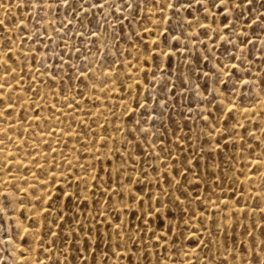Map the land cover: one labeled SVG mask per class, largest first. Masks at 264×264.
I'll return each mask as SVG.
<instances>
[{"label": "snow or ice", "instance_id": "6c2138e0", "mask_svg": "<svg viewBox=\"0 0 264 264\" xmlns=\"http://www.w3.org/2000/svg\"><path fill=\"white\" fill-rule=\"evenodd\" d=\"M7 0H0V7H4ZM26 8L36 11L37 14L41 11L44 15L40 19L51 25V21L47 20V15L54 7L56 9H64L66 15L63 20L60 21L62 28H68V31H73L69 28L72 25L73 20L77 21L79 27L75 29V33L82 38V42L85 44V49L82 50L79 47L74 49L79 53L78 60H83V66L72 62L71 56L66 61L64 56L60 53H55L59 56L61 64H67L69 72L76 76L77 80L81 82L87 80L88 83L85 87L90 89L94 94L102 93L108 98H112V94L117 91L116 85L119 84V91L123 93L120 96L123 101V111L117 117L121 120L120 124L114 125L113 131L123 137V145H127L132 140L143 139L141 143L148 144L149 147L155 149L157 147V141L152 139L157 136L159 129L156 128L155 121L162 119L163 112L156 114V109L152 108L150 112L148 97L146 96L143 101L139 99V96L132 95L133 84H135L137 90L140 88V80L133 79L131 73L125 72L126 80H133V83H126V80L120 78L119 72L114 71L115 68H123L124 63L117 64V60L127 50H121L118 44L110 45L108 41V27L111 26V40L116 41V25H111V20L115 19L117 24L121 26L123 30L124 21H128L129 26L133 22L140 24L139 31L134 34L139 38L138 42L134 43L133 47L136 49V55L132 57V53L127 51V66L133 67V63L137 65L136 71L140 72L141 61L144 66V82L151 85L153 90L159 87V95L152 98V102L159 106L161 109H165L169 106V102L175 100L177 97V85L176 82L170 79L169 72L172 69L173 58L177 57V53H180V57L177 61L176 71L179 74L178 79L180 81V88L187 92H195V95L200 101L205 103L203 111L207 115H200V119L204 121V127L201 128L196 134L195 138L200 140L207 137V142L211 146L213 138L220 137L227 143H235L233 137L238 138L242 142H245V136L250 137L251 140L246 142L247 149L250 157L253 160L250 162L249 170L253 171L255 176H260L264 179V137L257 136L255 131H250L247 125L241 123L239 119H236L234 113L240 112L243 109V115L248 120L249 124H253L257 131L264 133V120L253 122L251 116L248 115L249 109L252 108V116L256 115L255 105L264 104V0H21V3L17 4V8ZM195 10V11H193ZM203 11V19L195 13ZM187 12V16L182 13ZM145 13L146 15H141ZM7 15V13H6ZM69 16L71 19H69ZM93 17H99V20L94 21ZM192 17V19H189ZM23 17H21V20ZM219 19V24H217ZM147 20L148 24L141 23ZM210 20V22H209ZM40 20L36 21L37 32L39 28ZM98 25V26H96ZM151 25V26H148ZM14 29L19 30V43L23 45L25 38L23 32L28 30L26 23H21L20 20H14L9 22L6 19H0V69L3 71V75H0V79H3L5 83H0V90H4L8 85V90L11 92L13 89L8 83V76L13 78L19 84L23 79V76H15L17 68L20 73L24 72V66L20 64L21 57L16 54L20 50L15 48L16 41L13 39ZM179 29V31H177ZM188 29H198L189 31ZM103 30V31H102ZM46 32V29L44 30ZM53 31L59 32V29L53 27ZM87 34L91 39V46H88V41L83 38ZM145 34L151 36L152 39H146ZM102 36L104 39H102ZM206 37L207 39H202ZM52 39V37H49ZM62 41L67 45V32L61 37ZM195 41L203 46V52L198 49L194 51ZM143 45V47H141ZM191 45V46H190ZM226 45L231 46L225 47ZM95 47L96 52L92 54V48ZM112 47H116V51H112ZM217 47H223L224 52L228 53L226 60L221 61L216 55ZM253 49L260 53L258 57H253ZM73 49H69L72 51ZM188 53V55H185ZM31 54V63L36 62V55L32 53V49H29L23 55L25 59ZM11 61L12 63H9ZM202 61H207L211 64V67L207 71L197 73L192 64L195 63L199 67ZM259 63L261 67L256 72L252 71V65ZM15 64L16 68L12 65ZM102 66V67H101ZM155 66L161 75L157 77L156 71H152L151 79L148 77V69ZM41 67L46 70L50 69L51 65L48 63V57L45 56L41 59ZM100 68L99 74H97V68ZM188 71H183V69ZM104 69H108L105 71ZM39 70V69H38ZM63 72V68L60 70ZM68 75L69 80L72 79V75ZM49 79L55 81L57 76L47 72ZM196 76V83L192 84V76ZM61 81L63 76L60 77ZM200 79L211 81V88L206 83L201 91ZM157 81L159 84L157 85ZM44 83V81H41ZM218 86H222V89ZM35 90V89H32ZM242 90L255 91L256 98L249 105H237L234 97L237 93L243 95ZM208 93V95H205ZM77 94L84 98V93L77 91ZM55 95V94H54ZM180 99L184 97V92L179 93ZM209 96L211 99H209ZM219 99V107L213 102ZM40 99H44L43 96ZM99 99V96L96 97ZM7 100V103L5 101ZM131 101V103H129ZM35 103V102H34ZM0 104L4 105L3 111H0V116H3L5 120L12 115L13 100L12 96L7 97L0 96ZM134 105V106H133ZM212 105V107H209ZM73 110L80 107L79 103L75 100V97H71L66 105ZM52 109L56 110V105H51ZM108 107V105H105ZM120 105H113V115L116 113L115 108ZM215 112L218 113L214 115ZM138 109H142L139 117L133 119L134 114ZM63 114L62 109L58 110ZM261 115L264 116V109H261ZM148 112V115H145ZM91 118H95L100 115H105L103 112H92L91 109L88 113ZM39 113L37 112V117ZM125 117L127 120H125ZM107 121V116L105 115ZM229 121H232L229 123ZM129 125H131L129 127ZM150 125V126H146ZM105 132H108L107 124L100 125ZM155 129V130H154ZM243 129V133L240 131ZM91 124L82 122V129L77 136H88L91 131ZM191 131V130H190ZM71 134V129H69ZM131 137L132 140L128 138ZM188 137H181V139H187ZM7 139H10L8 137ZM115 137L109 132L104 136H93L90 140L83 143V148L87 149L91 145L93 152L89 159L91 164L92 175L89 173L87 176L82 175L79 171H72L70 176L72 179H65L67 188L72 187L73 181H75L77 191H68L67 188L59 190V194L53 196L52 190L49 185L56 186L55 168L56 165L47 167L46 164L39 163L36 157L33 159L36 161L35 167L39 169V174L36 171H32L31 175L35 177V182H31L27 175H23L21 179L24 182V186H20L12 181H4L5 185H10L11 191L0 192V228L4 229L5 239L3 243L13 245V227L22 229L24 234L32 231L31 227H24L23 222L20 221V216L25 211L24 207L25 198L36 205H39V210L35 213V216L42 217L45 221L47 217L52 214L53 205L59 204L63 199L66 203L63 208H58V217L61 221H68V233L79 238L80 233L85 232L86 227L88 231L85 235V244L87 248L88 242L92 239L91 231L96 228V224L93 223L89 227L86 220H82L80 214L77 213L74 208L68 206L72 204L73 198H77L76 206L83 201L87 206V196L80 194V183L83 182L87 185L89 179L92 181L93 197L96 195V191L102 192L107 199L100 201L103 205H108L111 209L109 211L105 208L102 211H97L93 216L88 213V218L92 221L101 222L107 226L108 231L104 233L108 237L109 247H111L113 237H115V247L112 248V255L123 258L129 251V246L137 251L134 253L139 255V251L144 249V246L140 243L145 240V236L151 232V237H154L157 245L160 241H168L169 236L173 234V225L178 229L179 235L175 236L171 241V245H176V240L184 236L185 231H190L193 236L196 233H200V229L204 232H208L207 242L203 233L198 238V244L202 249L207 248L209 251L205 253V260L201 261L199 256H196L195 260H189L188 264H216L217 256L210 255L211 247L217 246V254L219 256L218 264H230L229 257L231 256V264H264V230L260 231L259 238L253 233L254 228L260 227L264 229V223L256 224L252 223L251 226L239 223V215L243 214L247 218V210L244 207H234L229 199H217L212 200L211 197L203 198L199 194L197 196L189 198L187 189L176 177H172L169 181V173L167 171L159 173L158 176L149 178L147 170L142 166L137 168V159L139 156H133L131 152L125 147L122 152L120 148L110 147L109 141H114ZM252 140L256 141L255 146L252 144ZM4 141L0 140V144ZM259 148L260 152L256 149ZM75 150V149H74ZM107 150L103 157L102 151ZM220 150V139H216L215 146L211 147V151ZM51 151L55 152V149ZM125 152H127V158H125ZM108 153L114 154L117 157L118 162H113L111 156ZM171 157V148L168 144L164 143V137H161L159 142V151H153L152 153H146L153 156L157 160H162L164 154ZM203 153V146H201V154ZM17 154H9L14 159ZM46 155V154H45ZM68 163L69 169L74 166L72 161L65 158ZM102 160L107 161V168L103 166ZM131 161V164H129ZM187 165L185 171L180 173L181 176L186 177L187 172H192L191 167L193 161L186 158ZM164 162L165 168L169 165ZM21 166V161H17ZM97 163H101L99 171H97ZM197 167H199V161H196ZM255 168H252V165ZM8 175L13 176L11 170V164L8 159L5 160L3 165ZM75 167L82 168L85 173H88V166L85 164H77ZM130 167L131 172L139 170L140 176L133 177L131 173L124 178L126 168ZM209 165H205V169ZM211 167H215V162L211 163ZM154 172L158 171V168H153ZM113 172L116 173V179H113ZM100 173H104L107 177V181L100 185H97L95 181L101 179ZM51 175L52 179L49 180L48 176ZM193 175L197 173L193 172ZM240 175H245L243 171ZM163 177L164 181L168 183L169 187L165 188L160 177ZM13 179L15 177L13 176ZM251 177L245 175V180H251ZM153 181H155V190L153 187ZM188 182V181H185ZM235 183L243 184L244 181L239 179V176L235 177ZM254 183V181H252ZM113 184L116 186L113 187ZM143 184V187L137 188L136 185ZM231 187V185H230ZM171 189V190H170ZM87 191V188L85 189ZM242 191V190H241ZM23 193L24 195H19ZM183 197V198H182ZM119 198V199H117ZM207 199V203H205ZM255 206L252 208L253 215L258 211L261 214V221L264 222V184L260 186V190L255 193ZM97 203V201H93ZM193 203L197 204L196 208L191 207ZM236 205L240 204V200L236 199ZM248 202L245 201V204ZM215 205L216 207L210 212L209 207ZM222 205V207L220 206ZM68 211H65V209ZM71 212V216L68 215ZM11 213V215H9ZM19 213V215H17ZM115 213V215H113ZM112 216V219H108ZM98 218H103L99 220ZM130 218V219H129ZM167 219V232L157 234V229L152 227V224L156 221H161L158 227L163 226V221ZM12 220V225H8V221ZM131 220H135L136 224H132ZM73 221L78 222V226H74ZM211 221V226H209ZM195 222V226H194ZM181 224L184 227H181ZM5 225H8L5 227ZM63 228V223L57 225ZM243 228V234L251 237L250 245L244 247L240 253L235 251V239L233 240V247L229 249L227 246V235L230 229L236 227ZM37 231H39L40 225L37 221ZM221 230H223L221 232ZM50 236H60V233L55 231H49ZM223 235L225 237L223 249L224 252L220 255L219 238ZM215 237V239L213 238ZM22 238V237H21ZM192 237H185V239H191ZM43 235L40 236L41 243L43 242ZM55 241H51L54 244ZM243 244V241H241ZM51 245H49L50 247ZM123 250L118 252V250ZM31 250V249H30ZM44 249L41 248L40 251ZM168 249L165 248V251ZM146 251V249H145ZM4 252L7 256L13 258V264H17L15 261L16 250L13 248L11 251L8 247L4 248ZM21 255H25L21 250ZM102 261L96 262V264H108V253L104 252ZM159 256L160 254L157 253ZM189 255V253H185ZM192 255H196L195 252ZM0 264H7L6 260L0 259ZM39 264V262H38ZM54 264H59V261H54ZM131 264V261H130ZM146 264H151V261H147ZM157 264H166L163 260H158ZM180 264H185L181 260Z\"/></svg>", "mask_w": 264, "mask_h": 264}, {"label": "rangeland", "instance_id": "374dc122", "mask_svg": "<svg viewBox=\"0 0 264 264\" xmlns=\"http://www.w3.org/2000/svg\"><path fill=\"white\" fill-rule=\"evenodd\" d=\"M21 3V0H7L4 7H0V19H6L10 23L14 20H20L21 23H26L28 25V30L23 32L25 42L23 45L19 43V35L17 34L19 30L14 29L12 35L13 39L16 41L14 45L15 48L20 51L16 54L20 55L21 60L20 64L24 66V72L21 74L19 68H17L14 73L15 76H23V79L18 84L13 76H8V83L12 87V91L8 90V85L5 86L4 90H0V96H12L13 100V110L12 115L8 117L7 120L3 116H0V140H3L4 143L0 144V192L11 191L10 185H5L4 181H12L17 183L20 186H24V182L21 179L23 175H27L31 182H35V177H32L31 172L36 171L39 174V169L35 167L36 161L33 157H36V160L41 164H46L47 167L56 165L55 176H56V186L49 185L52 190L53 196L59 194V190L67 188L65 184V179H72L70 173L72 171H79L82 175L87 176L89 173H92L91 164L89 159L85 157H90V154L93 152L91 145L87 149L83 148V143L87 140H90L93 136H104L109 132L115 137L114 141H109L110 147L120 148L123 152L125 147L133 156H139L137 159V168L141 166L147 170L149 178L158 176L159 173L167 171L169 173V181L172 177L180 180L184 187L187 189L189 198L197 196L207 198L211 197L212 200L219 199H229L234 207H244L247 210V218L243 214L239 215V223H243L251 226L253 222L256 224L264 223L261 221L260 212H256L253 215L252 208L255 206V193L260 190V186L264 184V179L260 176H255L253 171L249 170L250 162L253 160V157L249 156L247 144L248 140H251L250 137L245 136V142H242L233 137L235 143H227L220 137L213 138L211 146L207 142V137H204L200 140L195 138V134L204 127V121L200 119V115H207L203 111L205 103L200 101L199 98L195 95V92H187L184 89L180 88V81L177 78L178 73L176 71L177 61L180 57V53H177V57L173 58L172 69L169 72L170 79L176 82L177 85V97L175 100L169 102V106L165 109L159 108L158 105L152 102V98L159 95V87H156L154 90L151 85L144 82V66L141 61L140 72L136 71L137 65L133 63V67L129 68L127 66V59H131L136 55V49L133 47L134 43L138 42L139 38L134 34L139 31L140 24L133 22L129 26L128 21H124L123 30L121 26L117 24L115 19L111 20V25H116V41L111 40L112 28L108 27V41L110 45L118 44L119 48L123 50L130 51L132 57H127V51L123 56L117 60V64L121 62L124 63L123 68H115L114 71L119 72L120 78L126 80L125 72L131 73L133 79L140 80V88L137 90L135 84H133L132 95L139 96V99L143 101L145 97H148L149 109H156V114L163 112L162 119L155 121L156 128L159 129L157 136L152 139L157 141V147L155 149L149 147L148 144L141 143L140 141L143 137H140L139 140H132L129 137V140H132L131 143L123 145V137L112 129L114 125L120 124L121 120L117 117L123 111V101H121L120 96L123 95L119 91V84L116 85L117 91L112 94V98L106 99L102 93H93L90 89L85 87V84L88 83L87 80L81 82L76 79L74 74H71L68 69L67 64H61L59 56H56L55 53H60L64 56V59L67 61L69 56H71L72 62L83 66V60H78L77 56L79 53L75 52L76 47L85 49V44L82 42V38L75 33V29L79 27L77 21L73 20L72 25H69V28H72L73 31H68V28H62L60 21L64 19L66 12L64 9H56L55 7L48 12L47 20L51 21V25L47 24L45 20L40 19L44 15V12L41 11L39 15L36 11L26 8H17V4ZM195 11V10H193ZM7 13V15H6ZM203 19V11L200 13H195ZM141 15H146L142 13ZM182 15L187 16V12L182 13ZM21 17L23 19L21 20ZM40 20L39 28L40 31L37 32L36 21ZM69 19L71 17L69 16ZM99 17H93V20H99ZM192 19V17H189ZM210 22V20H209ZM143 24H148L147 20L142 21ZM217 24H219V19H217ZM98 26V25H96ZM151 26V25H148ZM53 27L59 29V32L53 31ZM46 29V32L44 31ZM189 31L198 30V29H188ZM103 31V30H102ZM179 31V29H177ZM67 32V45L62 41L61 37L64 33ZM52 37V39H49ZM146 39H152L151 36L145 34ZM88 41V46H91V39L85 35L83 38ZM102 39L104 37L102 36ZM202 39H207L202 37ZM195 46L194 51L198 49L200 52H203V46L195 41L192 42ZM191 46V45H190ZM143 47V45H141ZM225 47H231L226 45ZM29 49H32V53L36 55V62L31 63V54L27 59L24 57V53ZM69 49H73L69 51ZM112 51H116V47H112ZM96 52L95 47L92 48V54ZM188 55V53H185ZM216 55L220 58L221 61L226 60L228 53L224 52L223 47H217ZM260 55L255 49H253V57H258ZM48 57V63L51 65L50 69L46 70L41 67V59L43 57ZM127 57V59H126ZM9 63H12L9 61ZM16 68V65H12ZM102 67V66H101ZM211 67V64L207 61H202L199 67L195 63L192 64V68L196 70L197 73L202 71H207ZM252 71L256 72L261 65L259 63L251 66ZM63 68V72H61ZM39 69V70H38ZM107 71L108 69H104ZM50 71L57 76L55 81L49 79L47 72ZM100 68H97V74H99ZM152 71H156L157 77L161 73L155 69V66H152L148 69V77L151 79ZM183 71H188L186 68ZM69 73L72 75V79L69 80ZM0 75H3L2 69H0ZM63 76L61 81L60 77ZM44 81V83H41ZM0 83H5L3 79H0ZM126 83H133V80H126ZM196 83V76H192V84ZM208 84L211 88V81H206L205 79H200L199 84L201 85V91L203 86ZM159 81H157V85ZM222 89V86H218ZM35 89V90H32ZM77 91L84 93V98L82 99L80 95L77 94ZM241 93H237L234 97L235 103L237 105H249L256 98L255 91L242 90ZM184 92V97L181 100L179 93ZM55 94V95H54ZM208 95V93H205ZM43 96L44 99H40ZM75 97V100L79 103L80 107L73 110L66 105L68 100L71 97ZM99 96V99L96 97ZM209 99L211 97L209 96ZM219 99L213 103L219 107ZM264 99V97H261ZM35 102V103H34ZM7 103V100L5 101ZM131 103V101H129ZM56 105V110L52 109L51 105ZM108 105V107H105ZM120 105L114 109L116 115H113V109L111 106ZM134 106V105H133ZM212 107V105H209ZM256 115L252 116V108L249 109L248 115L251 116L253 122L264 120V116L261 115V109H264V104H256L255 106ZM4 105L0 104V111H3ZM63 111L61 114L60 111ZM91 109L93 113L100 111L107 116V121L105 120V115H100L95 118H91L88 113V110ZM144 111L138 109L134 114L133 119L140 116V113ZM37 112L39 116L37 117ZM148 112H145V115H148ZM214 115L218 113L215 112L213 108ZM236 119H239L241 123L247 125L250 131H255L257 136L264 137V133L257 131L253 124H249L248 120L243 115V109L241 108L240 112L233 114ZM125 120L127 118L125 117ZM82 122L91 124V131L88 136H77V133L81 132ZM232 121H229L231 123ZM98 124L105 125L107 124L108 132H105L103 127H98ZM131 125H129L130 127ZM150 126V125H146ZM69 129H71V134H69ZM155 130V129H154ZM191 130V131H190ZM243 133V129H240ZM187 136V139H181V137ZM10 137V139H7ZM161 137H164V143L168 144L171 148V157L167 156V153L164 154L162 160L165 161L169 166L165 168L164 162L162 160H157L151 155L146 153H152L153 151H159V142ZM216 139H220V150L211 151V147L215 146ZM253 146H255L256 141H251ZM201 146H203V153L201 154ZM264 147V145H261ZM55 149V152L51 151ZM75 149V150H74ZM107 150L102 151L101 156L105 154ZM257 152H260V149H256ZM17 154L14 159H12L9 154ZM46 154V155H45ZM111 156L113 162H118L117 157L114 154L108 153ZM68 158L72 161L73 168L69 169L67 160ZM125 158H127V152H125ZM188 160L193 161L191 167L192 172H187L186 177L181 176L180 173L185 171ZM8 159L11 164V170L14 177L8 175L7 171L4 169L3 165L5 160ZM199 161V167H197L196 161ZM17 161H21L23 165L21 166ZM215 162V167H211V163ZM85 164L88 166V173H85L82 168L75 167L77 164ZM103 166L107 168V161L102 160ZM131 164V161H129ZM209 165L207 170L205 165ZM101 163H97V171H99ZM158 168L157 172L153 171V168ZM252 168H255V165H252ZM243 171L246 176L251 177V180H245V175H240V172ZM193 172L197 175H193ZM131 173L133 177H139L140 172H131V168L128 167L125 170L124 178H126ZM101 179L95 181L97 185H100L102 181L106 182L107 177L104 173H100ZM239 176L241 181H244L243 184L235 183V177ZM48 179L51 180L52 176L49 175ZM113 179H116V173L113 172ZM161 183L165 188H168L169 185L164 181L163 177H160ZM16 180V181H15ZM188 181V182H185ZM254 181V183H252ZM231 185V187H230ZM116 185L113 184V187ZM137 188L143 187V184L136 185ZM153 187L155 190V181H153ZM87 188V191L85 190ZM68 191H77L75 181L72 183L71 188H67ZM171 190V189H170ZM242 190V191H241ZM80 194L82 196H87V206L81 201L77 207V198H73L72 204L69 208H74V210L80 214L82 220H86L88 226L95 223L96 228H93L91 231L92 239L88 242L87 248L85 244V235L88 231L86 227L85 232L80 233L79 238L70 235L68 233V221H61L58 217V208H63L65 201L62 199L59 204L53 205L52 214L47 217L45 221L42 217L35 216V213L39 210V205L30 202L25 198L24 207L25 211L23 215L20 216V221L23 222L24 227H31L32 231L24 234L22 229L14 228L13 231V245L6 246L3 241L6 238L4 229L0 228V259L6 260L7 264H13V258L7 256L4 252V248L8 247L11 251L13 248L16 250L15 261L17 264H54V261H59V264H96L98 261H102L103 253L107 252L108 264H146L147 261H151V264H157L158 260H163L166 264H180L181 260L188 264L189 260H195L198 255L201 261L205 260V253L209 250L207 248L202 249L198 244V238L201 233L205 237V242H207V237L209 236L208 232H204L203 229H200V233H196L195 236L192 235L190 231H185L184 236L176 240V245L172 246L171 241L175 236L179 235L178 229L173 225V234L169 236L168 241H160L159 246L154 237H151V232L145 236V240L140 242L144 249L139 251V255L134 254L137 250L129 246V251L127 254L120 259L119 256L112 255V248L115 247V237H113L111 247H109L108 237L104 235L108 231L106 225L101 222L92 221L88 218V213L95 216L97 211H102L107 208L111 211L108 205H101L100 201L107 199V197L100 191H96L95 197H93V187L92 181L89 179L87 185L85 183H80L79 188ZM19 195H24L19 193ZM183 198V197H182ZM119 199V198H117ZM236 199L240 200V204L236 205ZM97 203H93V201ZM245 201L248 203L245 204ZM207 203V199H205ZM222 207V205H220ZM191 207L196 208L197 204L193 203ZM215 205L209 207L211 212ZM65 211H68L66 208ZM11 215V213L9 214ZM19 215V213H17ZM68 215L71 216V212H68ZM115 215V213H113ZM102 220L103 218H98ZM108 219H112V216H109ZM130 219V218H129ZM37 221L39 222L40 228L37 231ZM2 222V221H0ZM168 220L163 221V226L158 227L161 224V221H156L152 224L153 228L157 229V234L166 233ZM13 221L9 220L8 225H12ZM63 223V228L58 227V224ZM132 224H136L135 220H131ZM74 226H78V222L73 221ZM8 225H5L7 227ZM195 226V222H194ZM209 226H211V221H209ZM181 227H184L181 224ZM253 230V233L259 238L261 230L260 227H256ZM49 231H55L60 233V236H50L48 235ZM223 230H221L222 232ZM243 228L236 227L235 229H230L227 235V246L229 249L233 247V240L235 239V251L240 253L241 250L250 245L251 237L245 236L243 234ZM43 235L44 240L41 243L40 236ZM191 236V239H185V237ZM22 237V238H21ZM215 239V237H213ZM55 241L54 244H51V241ZM225 237L223 235L219 238L220 244V255L223 254V244ZM243 241V244L241 243ZM49 245H51L49 247ZM43 248V251L40 249ZM165 248L168 250L165 251ZM31 249V250H30ZM146 249V251H145ZM24 251L25 255H21L20 252ZM123 250H118L122 252ZM195 252L196 255H192ZM157 253L160 255L158 256ZM189 253V255H185ZM210 255H216L218 264L219 256L217 254V246L213 245L211 247ZM231 264V256L229 257Z\"/></svg>", "mask_w": 264, "mask_h": 264}, {"label": "bare ground", "instance_id": "6f19581e", "mask_svg": "<svg viewBox=\"0 0 264 264\" xmlns=\"http://www.w3.org/2000/svg\"><path fill=\"white\" fill-rule=\"evenodd\" d=\"M250 112V111H249ZM13 177V176H12ZM33 177V176H32ZM15 178H17V177H15ZM18 179V178H17ZM11 181V180H10ZM16 181V180H15ZM4 183V182H3Z\"/></svg>", "mask_w": 264, "mask_h": 264}]
</instances>
